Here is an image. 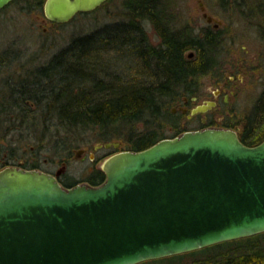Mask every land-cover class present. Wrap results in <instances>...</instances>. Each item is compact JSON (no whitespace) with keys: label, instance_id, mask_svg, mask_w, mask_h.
Masks as SVG:
<instances>
[{"label":"water","instance_id":"obj_1","mask_svg":"<svg viewBox=\"0 0 264 264\" xmlns=\"http://www.w3.org/2000/svg\"><path fill=\"white\" fill-rule=\"evenodd\" d=\"M14 1L0 0V11ZM105 1L46 0L44 14L64 24ZM101 169L102 185L73 188L2 170L0 264H142L264 233V141L207 128L118 152Z\"/></svg>","mask_w":264,"mask_h":264},{"label":"trees","instance_id":"obj_2","mask_svg":"<svg viewBox=\"0 0 264 264\" xmlns=\"http://www.w3.org/2000/svg\"><path fill=\"white\" fill-rule=\"evenodd\" d=\"M124 5L130 20L73 39L68 47L63 48L66 51L54 57L51 66L35 72L36 76H29L24 81V97L35 102L37 109L32 111L29 108V117L35 116L40 105L46 103L43 113L49 115V120L55 117L61 127L99 130L105 135L122 129L125 134L128 133V140L124 136L129 146L127 151L137 152L167 138L162 130L138 131L136 125L147 119L156 120L161 100L196 93V77L209 72L207 68L212 60L209 48L213 47V38L207 40L210 43H206L203 49H199L197 61L187 60L184 53L191 46L201 48L199 41L192 45L190 40L164 36L166 48L154 50L147 38V23H144L157 12L154 2L127 0ZM75 48L78 51L74 66L69 50ZM107 52L124 61L123 70L129 76L122 86L105 81L102 58ZM129 53L132 55L131 65L127 62ZM122 73L117 74L124 81ZM138 78L140 83L136 80ZM107 79L113 78L109 75ZM240 139L251 147L264 141V91L254 108L253 119L248 121ZM88 179L95 186H100L106 181V175L97 169ZM159 260L153 262L264 264V233Z\"/></svg>","mask_w":264,"mask_h":264},{"label":"rangeland","instance_id":"obj_3","mask_svg":"<svg viewBox=\"0 0 264 264\" xmlns=\"http://www.w3.org/2000/svg\"><path fill=\"white\" fill-rule=\"evenodd\" d=\"M44 1L16 0L0 13V54L19 50L22 52V56L18 58L17 63L24 62L25 57L29 59L27 65L32 66L38 61L37 54L49 50L54 52L68 47L75 38L89 35L106 27H114L113 25H116L117 22H127L131 18L127 16L125 0H112L103 7L85 15H78L67 23L53 24L45 20ZM257 1L262 6L257 16L264 18V0ZM182 4L189 15L199 16V7L195 5V0H183ZM210 9L212 10V8ZM254 21L256 24H253L252 28L242 27L240 23L236 26L240 31H245L244 36L236 38L238 44L235 54L237 63L248 57L250 68L246 73L241 72L244 81L240 82L239 78L235 80L236 92L229 96L230 102L223 109L226 120L224 121L220 116V111H213L209 114L210 116L216 115V128H223L224 123H227L230 124L228 129L236 131L238 135L245 131L248 121L253 119L254 108L264 91V34L261 35V31L255 26L264 20L254 19ZM199 22L201 25L205 24L201 20ZM200 24L195 25L199 26ZM146 28L148 31L150 30L148 24H146ZM220 57L223 64L235 60V56L230 54H221ZM103 59H107L105 63L110 64L108 72L111 75H117L118 72L122 73L123 71L125 82L129 75L123 70L124 61L117 59L114 54H109V52L105 54V58H102L104 62ZM115 59L119 61L117 62ZM131 59L132 55L129 53L128 65H131ZM17 65L13 67H17ZM11 69L12 67L0 68V77H4ZM218 75V70L212 69L196 77L194 84L199 103H203L207 96L218 87ZM223 75L225 77L224 72ZM136 80L140 83V78ZM176 97L161 100L159 117L156 120L147 119L139 122L136 125L137 130L158 129L165 133L166 139H173L183 134L185 131L183 127L186 130L192 129L195 123L186 122L185 115L181 113L175 117L171 115V111L182 103L183 97ZM46 108V103L41 104L35 116L29 117L24 114V119L21 121L0 115V154L10 155L15 159L19 157L18 162L21 163L24 160L26 168H30L34 163H39L45 172L56 173L58 170H64V173L69 176L85 179L93 171L100 169L107 158L118 152L127 151L129 146L125 137L128 140V133L125 134L122 129L119 132L109 133L111 135H105V132L102 133L99 130L68 129L61 127L59 122L54 119L55 117L49 120V115L43 113ZM106 137L109 139H103ZM110 142H120V147L118 149L104 147L96 149L97 146ZM80 150H85V152L77 157ZM64 162L66 165H63ZM148 262L150 264H171L169 260L158 263Z\"/></svg>","mask_w":264,"mask_h":264},{"label":"flooded vegetation","instance_id":"obj_4","mask_svg":"<svg viewBox=\"0 0 264 264\" xmlns=\"http://www.w3.org/2000/svg\"><path fill=\"white\" fill-rule=\"evenodd\" d=\"M45 1L43 3V11ZM110 1L112 0H106L102 5L93 11L103 7ZM152 1L155 4L157 12L144 23H147L150 27V30H147V38L149 40L150 46H152L154 50H164L166 48L164 36L179 37L183 40H190L191 42L193 41L192 45L193 43H196V41H199L201 48H199V46H191L188 47L184 53L186 54L187 60L197 61L200 53L199 49H203V46L206 43H210V40H207L213 38V47L209 48V52L212 55V60L210 62L211 65H209L207 70L210 71V68L218 70V87H216L215 90H213L210 95L207 96L203 103L198 102L197 93L184 96L182 98L181 105L173 109L171 114L175 117L181 113L187 117L186 122L195 123V125L192 126V129L186 130L185 127H183L185 130L183 133L199 131L207 128H216V115L214 114L215 116H210V112L220 111V116L223 117L224 121L226 120L223 109L230 102L229 96L234 95L236 92L235 89L237 88V85L235 84V80L236 78H239L240 82L244 81L242 79V73H246L250 68V60L248 57L243 58L237 63L238 60L235 54L237 53L236 49L238 44L236 42V38L238 36H244L245 31H240L236 26L240 23L242 27L252 28V25L256 24L254 19L264 20V18L257 16V14L260 13L259 11L262 6L258 4L257 0H195V5L199 7V16L196 17L188 14L186 8L182 4L183 0ZM125 2H127V0L124 1V4ZM6 8L1 10L0 13ZM210 8H212V10ZM93 11L81 12L76 16L81 14L85 15ZM76 16H74V18ZM198 18L202 22H205V24L201 25V22H199ZM45 20L51 22L46 18V16ZM195 24L200 25L196 26ZM255 26H257L259 31H261V35L264 34V21L257 23ZM64 50L65 49L62 48L55 50L54 52L49 50L48 52L37 54L38 61L32 66L27 65L29 63V59L25 57L24 62L17 63L19 61L18 58L22 56V52L19 50H16V52L12 53L3 52L0 54V68L12 67V69L7 74H5L4 77H0V115L2 117L19 119L21 121V119H24V114H28L29 108H31V110H36L35 102H32L28 98L26 99L24 97V81L27 80L29 76H36L35 72H39L41 69L49 67V65L51 66L50 63L54 60V57ZM77 51L78 49L76 48L69 50L71 53L70 59L74 66L76 65L77 60ZM104 51L106 52L108 49ZM221 54L233 55L235 56V60L223 64V61L221 62ZM105 61L106 60L104 59V62L102 63V70H104L105 73V81H113V83L115 82L117 86L124 85L125 83L120 79L119 74L115 76L108 72L109 65L106 64L107 62L105 63ZM16 64H18L17 67H13ZM223 72L225 73V77ZM109 75L113 79H107ZM211 102L214 103V106H209L207 111L193 114V110L195 108L200 105H208V103ZM229 125L230 124L224 123L223 128H219L228 129L230 127ZM242 134L243 132L239 134L240 138ZM84 152L85 150L83 153ZM18 158L19 157L15 159L10 155L8 156L6 154H0V172L7 168L45 172L42 170L40 165H36L35 163L32 164L31 167L29 166L30 168L24 167V160L19 163ZM63 165H66L65 162ZM99 170L102 169L100 168ZM59 171L60 170H58L56 173H45L56 177L58 182L64 188H73L78 185L92 187L95 186L88 179V177L85 179H78L74 176L67 175L64 173V170L61 172V174H58Z\"/></svg>","mask_w":264,"mask_h":264},{"label":"bare ground","instance_id":"obj_5","mask_svg":"<svg viewBox=\"0 0 264 264\" xmlns=\"http://www.w3.org/2000/svg\"><path fill=\"white\" fill-rule=\"evenodd\" d=\"M14 52V51H13ZM16 52V51H15ZM15 54V53H14ZM12 56H13V54H12Z\"/></svg>","mask_w":264,"mask_h":264}]
</instances>
